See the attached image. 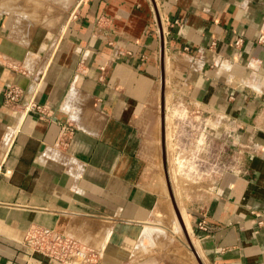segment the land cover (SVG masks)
Listing matches in <instances>:
<instances>
[{
    "label": "crops",
    "instance_id": "obj_1",
    "mask_svg": "<svg viewBox=\"0 0 264 264\" xmlns=\"http://www.w3.org/2000/svg\"><path fill=\"white\" fill-rule=\"evenodd\" d=\"M11 20L0 0V264H60L26 245L33 226L96 264H264V0H77L60 30L31 34ZM168 71L176 103L217 121L234 152L192 227L181 220L195 261L180 263L138 250L165 208L147 134Z\"/></svg>",
    "mask_w": 264,
    "mask_h": 264
},
{
    "label": "rangeland",
    "instance_id": "obj_2",
    "mask_svg": "<svg viewBox=\"0 0 264 264\" xmlns=\"http://www.w3.org/2000/svg\"><path fill=\"white\" fill-rule=\"evenodd\" d=\"M7 1L13 27L23 29L27 34L42 25L55 26L60 30L77 3V0ZM51 19L53 23L48 24ZM165 78V91L168 90L165 128L162 125V84L159 82L150 109V113L155 116V123L147 134V140L155 147L159 175L164 187L162 199L166 206L162 215L152 216L148 221L151 224L147 223L158 228L155 240L146 239L143 245L139 243L138 250L143 256L157 261L180 263L185 257H191L195 261L187 234L180 224L181 220L184 217L188 222L189 217L192 227V202H206V195L213 191L214 186L229 170L230 157L234 152L231 151L226 132H220L217 136V121L209 115H191L189 107L176 103L172 94L175 89L173 71L165 73ZM164 151L172 197L166 179ZM189 237L192 239V230Z\"/></svg>",
    "mask_w": 264,
    "mask_h": 264
},
{
    "label": "built area",
    "instance_id": "obj_3",
    "mask_svg": "<svg viewBox=\"0 0 264 264\" xmlns=\"http://www.w3.org/2000/svg\"><path fill=\"white\" fill-rule=\"evenodd\" d=\"M261 40L263 37L260 38ZM241 41L238 40L237 43ZM23 90L18 85L10 86L5 92L7 104L11 108L20 105ZM40 105L31 103L29 110H38L44 114ZM206 229L205 221L200 223ZM24 241L33 254L42 255L60 264H96L99 255L96 250L88 248L77 241L42 226H33L27 230Z\"/></svg>",
    "mask_w": 264,
    "mask_h": 264
},
{
    "label": "water",
    "instance_id": "obj_4",
    "mask_svg": "<svg viewBox=\"0 0 264 264\" xmlns=\"http://www.w3.org/2000/svg\"><path fill=\"white\" fill-rule=\"evenodd\" d=\"M164 85H165V78L163 77V79H162V99H161V110H162V125H163V129L165 128V98H164L165 87H164ZM163 141H164V138H163ZM163 159H164V165H165V172H166L167 184H168L169 191H170L171 197H172L171 185H170V181H169V178H168V175H167V171H166V155H165V151H164V154H163ZM187 237H188L189 245H190V247L192 249L191 239H190V237H189L188 234H187Z\"/></svg>",
    "mask_w": 264,
    "mask_h": 264
},
{
    "label": "bare ground",
    "instance_id": "obj_5",
    "mask_svg": "<svg viewBox=\"0 0 264 264\" xmlns=\"http://www.w3.org/2000/svg\"><path fill=\"white\" fill-rule=\"evenodd\" d=\"M165 206H166V205H165ZM177 212H178V211H177ZM158 214H159V215H160V214L162 215V213H160V212H159ZM159 215H158V216H159ZM183 218H184V217H183ZM178 220H179V219H178ZM184 220H185V218H184ZM185 223L188 225L187 220H185ZM180 224H181V223H180ZM181 225H182V224H181ZM179 228H180V227H179ZM180 233H181V232H180ZM178 239H179V237H178ZM186 242H187V241H186Z\"/></svg>",
    "mask_w": 264,
    "mask_h": 264
}]
</instances>
